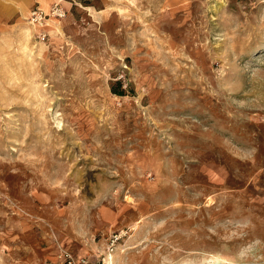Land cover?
I'll return each instance as SVG.
<instances>
[{"label":"rangeland","instance_id":"1","mask_svg":"<svg viewBox=\"0 0 264 264\" xmlns=\"http://www.w3.org/2000/svg\"><path fill=\"white\" fill-rule=\"evenodd\" d=\"M40 2L0 17V264H264V0Z\"/></svg>","mask_w":264,"mask_h":264},{"label":"built area","instance_id":"2","mask_svg":"<svg viewBox=\"0 0 264 264\" xmlns=\"http://www.w3.org/2000/svg\"><path fill=\"white\" fill-rule=\"evenodd\" d=\"M62 8L59 7L58 4H54L49 12H45L44 10L40 9L39 7H35L33 10L30 11L28 14V21L34 25L36 29H41L44 27L46 23V19L48 17H61L63 15ZM46 35L38 31V38L41 40L45 39ZM66 264H74L71 257H66L65 261ZM80 264H86L85 261L80 262Z\"/></svg>","mask_w":264,"mask_h":264},{"label":"crops","instance_id":"3","mask_svg":"<svg viewBox=\"0 0 264 264\" xmlns=\"http://www.w3.org/2000/svg\"><path fill=\"white\" fill-rule=\"evenodd\" d=\"M47 1L49 2L47 7L50 8L49 6L50 3H54L55 0H47ZM19 7H27L28 14L35 7H39L40 9H43L40 6L39 0H0V17L6 16L10 14L9 12L13 13L14 11L16 12V14L18 13L21 14Z\"/></svg>","mask_w":264,"mask_h":264},{"label":"trees","instance_id":"4","mask_svg":"<svg viewBox=\"0 0 264 264\" xmlns=\"http://www.w3.org/2000/svg\"><path fill=\"white\" fill-rule=\"evenodd\" d=\"M119 93V92H118ZM118 95H123V94H118Z\"/></svg>","mask_w":264,"mask_h":264},{"label":"bare ground","instance_id":"5","mask_svg":"<svg viewBox=\"0 0 264 264\" xmlns=\"http://www.w3.org/2000/svg\"><path fill=\"white\" fill-rule=\"evenodd\" d=\"M40 4H41V2H40Z\"/></svg>","mask_w":264,"mask_h":264}]
</instances>
